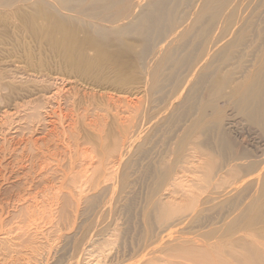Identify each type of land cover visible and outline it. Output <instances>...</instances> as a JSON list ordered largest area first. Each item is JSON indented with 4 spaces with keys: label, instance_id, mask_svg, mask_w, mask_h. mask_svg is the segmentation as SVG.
<instances>
[{
    "label": "rangeland",
    "instance_id": "rangeland-1",
    "mask_svg": "<svg viewBox=\"0 0 264 264\" xmlns=\"http://www.w3.org/2000/svg\"><path fill=\"white\" fill-rule=\"evenodd\" d=\"M87 6L0 0V264H263L264 0Z\"/></svg>",
    "mask_w": 264,
    "mask_h": 264
},
{
    "label": "bare ground",
    "instance_id": "bare-ground-1",
    "mask_svg": "<svg viewBox=\"0 0 264 264\" xmlns=\"http://www.w3.org/2000/svg\"><path fill=\"white\" fill-rule=\"evenodd\" d=\"M75 1H80V2H85L88 4L87 8L88 10L92 9L94 6L96 7H102V8H109L111 6H114L118 0H75ZM162 7H159L154 14L153 18L154 19H159L160 16L164 14L162 11ZM168 46V44H167ZM163 51V48L159 51L156 52L155 56H158L161 52ZM159 52V53H158ZM163 53V52H162ZM158 61V60H157ZM194 73V72H193ZM72 85V83H71ZM101 93V92H100ZM89 104V103H88ZM58 114V113H57ZM239 117V118H237ZM72 123V122H71ZM105 123V122H104ZM221 131L225 139L229 138L235 144V147L237 148V152L239 153V159L245 161V163L248 164L249 167H256L260 160L264 157V137L261 135L259 129H255L253 125L244 117L239 116V115H234L233 113L227 114L224 116L221 121ZM56 126V125H55ZM69 126V125H68ZM89 127V126H88ZM54 128V126L52 127ZM53 130V129H52ZM61 131V130H60ZM59 131V132H60ZM55 132V131H54ZM57 133V132H56ZM247 133L249 136L252 146L250 148H242L240 146V138L242 134ZM55 138V137H54ZM263 138V139H262ZM123 139V138H122ZM228 139V140H229ZM230 141V140H229ZM67 142V141H66ZM123 142V141H122ZM62 143V142H61ZM38 145V144H37ZM34 150V149H33ZM82 151V150H81ZM84 151V150H83ZM64 152V151H63ZM73 153V152H72ZM90 153V152H89ZM52 154V153H51ZM93 154V153H92ZM60 155V154H59ZM58 155V156H59ZM62 155V154H61ZM90 156V155H89ZM88 156V157H89ZM27 158V157H26ZM59 158V157H58ZM82 158V156H81ZM95 158V157H94ZM64 159V158H63ZM83 159V158H82ZM47 160V159H46ZM52 160V159H51ZM94 160V159H93ZM43 161V160H42ZM62 161V159H61ZM91 161V160H90ZM47 162V161H46ZM63 162V161H62ZM78 162V161H77ZM253 162V163H250ZM69 163V161H68ZM85 163V162H84ZM45 164V163H44ZM45 166V165H44ZM91 166V165H90ZM46 167V166H45ZM44 167V168H45ZM43 169V168H42ZM41 169V170H42ZM87 170V169H86ZM261 171V170H260ZM90 172V171H89ZM87 182V181H86ZM80 184V183H79ZM78 185V184H77ZM86 185V184H85ZM84 185V186H85ZM4 225V224H3ZM252 235L253 233H248V238H254ZM241 240L238 239V241ZM237 244V242H236ZM196 249H201L202 251V256H200L197 259H192L190 260L193 264H229L226 261L222 259V256H226L225 252L228 253V247L227 245L223 243H213V244H202L200 247H195ZM262 251L264 253V244ZM198 253V252H197ZM208 254H215L216 258H211V255ZM234 257V259L237 262H241L243 259L241 257L236 256L235 253L228 254ZM235 255V256H234ZM184 258V257H183ZM243 264H253L251 258H245L243 260ZM264 264V262H263Z\"/></svg>",
    "mask_w": 264,
    "mask_h": 264
}]
</instances>
